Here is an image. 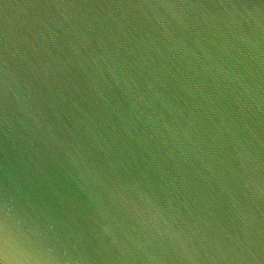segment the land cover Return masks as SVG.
Masks as SVG:
<instances>
[{
	"label": "water",
	"instance_id": "water-1",
	"mask_svg": "<svg viewBox=\"0 0 264 264\" xmlns=\"http://www.w3.org/2000/svg\"><path fill=\"white\" fill-rule=\"evenodd\" d=\"M79 264H264V0H0V201Z\"/></svg>",
	"mask_w": 264,
	"mask_h": 264
},
{
	"label": "clouds",
	"instance_id": "clouds-1",
	"mask_svg": "<svg viewBox=\"0 0 264 264\" xmlns=\"http://www.w3.org/2000/svg\"><path fill=\"white\" fill-rule=\"evenodd\" d=\"M14 209L9 199L0 201V264H79L67 248L40 238L29 226L13 224Z\"/></svg>",
	"mask_w": 264,
	"mask_h": 264
}]
</instances>
